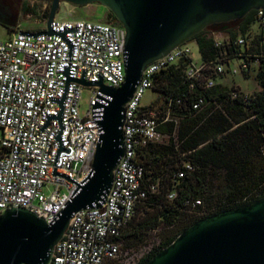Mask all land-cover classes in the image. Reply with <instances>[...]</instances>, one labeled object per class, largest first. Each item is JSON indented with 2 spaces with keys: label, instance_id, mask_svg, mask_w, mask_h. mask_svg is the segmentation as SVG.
Here are the masks:
<instances>
[{
  "label": "built area",
  "instance_id": "built-area-1",
  "mask_svg": "<svg viewBox=\"0 0 264 264\" xmlns=\"http://www.w3.org/2000/svg\"><path fill=\"white\" fill-rule=\"evenodd\" d=\"M39 2L44 7L50 3ZM254 19L247 33L237 32L234 37L225 31L210 32L220 52L214 59L205 61L201 57L199 63L194 62L185 43L145 66L124 105V152L113 170L111 187L99 208L82 209L71 216L48 264H132L131 249L125 246L122 233L138 203L158 187V182L146 186V170L139 155L149 144H163L175 136L179 116L173 114V105L182 104L180 98H168L157 90L158 82L163 74L179 70L189 89L197 85L212 89L221 76L248 73L251 62L256 61L250 52L252 42L255 37L261 38L260 43L264 41V10H255ZM46 21L47 17L41 29L17 27L8 39L0 40V214L23 207L50 223L90 169L99 135L95 119L100 108L95 104L110 99L98 86L85 87L78 81H101L113 88L123 83L125 33L112 23L56 17L50 24L52 34L21 33L45 31ZM233 60L239 61L235 68L230 66ZM84 89H88L90 98L82 114ZM148 89L158 93L162 104H140ZM239 92L251 94L234 87L226 99L236 98ZM205 105L204 97L198 96L190 110L198 112ZM170 122L174 125L172 134L162 131ZM182 167L173 176L175 184L185 171L194 169L189 161ZM175 195L173 190L168 198ZM200 204L199 199L190 204L192 217L205 215L198 209Z\"/></svg>",
  "mask_w": 264,
  "mask_h": 264
},
{
  "label": "water",
  "instance_id": "water-1",
  "mask_svg": "<svg viewBox=\"0 0 264 264\" xmlns=\"http://www.w3.org/2000/svg\"><path fill=\"white\" fill-rule=\"evenodd\" d=\"M61 2L77 7L99 4L114 15L125 33L124 81L118 88L78 81L85 87L98 86L110 98L95 104L100 108L95 119L99 135L90 169L50 223L23 207L0 214V264H48L71 216L101 206L124 152V105L146 65L212 25L222 24L218 31H224L225 24L264 10V0H51L47 29L21 33L52 34L50 24ZM144 264H264V197L195 221Z\"/></svg>",
  "mask_w": 264,
  "mask_h": 264
},
{
  "label": "trees",
  "instance_id": "trees-1",
  "mask_svg": "<svg viewBox=\"0 0 264 264\" xmlns=\"http://www.w3.org/2000/svg\"><path fill=\"white\" fill-rule=\"evenodd\" d=\"M254 14L250 11L225 24L224 31L232 37L237 32L247 33L255 22ZM110 19L120 26L111 12ZM209 35L206 28L191 39L205 61L220 54ZM260 39L255 37L250 48L252 60L258 62L259 90L247 96L239 92L236 98L226 99L234 87L220 84L212 89L199 85L189 89L179 70H170L160 78L157 90L168 98H180L182 104L173 105V114L179 116L175 139L149 144L139 155L146 170V186L158 182V187L138 203L122 238L125 244L131 239L141 242L150 232L160 231L161 241L137 264H144L195 221L264 197V41L260 43ZM198 96L204 97L206 105L195 112L190 107ZM162 131L172 134L173 123L165 124ZM184 161L191 162L194 169L184 170L175 184L173 176L183 169ZM173 190L176 195L169 199ZM197 199L201 201L198 209L205 211L201 218L189 213L190 204Z\"/></svg>",
  "mask_w": 264,
  "mask_h": 264
},
{
  "label": "rangeland",
  "instance_id": "rangeland-1",
  "mask_svg": "<svg viewBox=\"0 0 264 264\" xmlns=\"http://www.w3.org/2000/svg\"><path fill=\"white\" fill-rule=\"evenodd\" d=\"M50 0H46V2ZM29 14L27 16H22L18 21L17 27L21 30H35L41 29L44 27L43 20L45 19V15L48 14L50 3L47 7H44L42 2L39 0L31 1L27 0ZM71 14V15H69ZM56 19L58 20H70L75 18H83L91 21H100L104 23H112L110 19V12L103 6L99 4H90L83 7H77L70 5L66 2H61L59 5V9L55 14ZM222 27V25L208 28L209 32L217 31ZM13 30H7L5 27L0 25V40H6L9 38ZM256 28H252V33H255ZM188 46L191 49V56L194 62L199 63L201 56L198 50L197 44L194 40H189L187 42ZM239 64L238 60H233L230 63L231 68H235ZM258 69V62H251L250 70L247 73V76H243L241 73H237L233 76H221L217 78V83L227 87H239L240 90L252 93L253 91L259 90V86L256 81V73ZM90 98V92L88 89H84L82 93V99L80 103V112L83 114L88 107V100ZM157 102V103H155ZM140 104L142 106H149L151 104H162L161 98L157 92L148 89L144 92ZM161 106V105H160ZM175 139V136L172 138ZM169 141L167 139L164 140L163 144H167ZM46 193L49 192V188H44ZM161 241L160 231L159 232H150L148 235L144 237L141 242H138L134 239L128 241L125 244L126 247L131 249V254L133 258L131 259L132 264L137 263L142 257H144L150 250L156 247Z\"/></svg>",
  "mask_w": 264,
  "mask_h": 264
},
{
  "label": "flooded vegetation",
  "instance_id": "flooded-vegetation-1",
  "mask_svg": "<svg viewBox=\"0 0 264 264\" xmlns=\"http://www.w3.org/2000/svg\"><path fill=\"white\" fill-rule=\"evenodd\" d=\"M28 8L27 0H0V25L14 31L20 18L29 14ZM217 26L220 25H212L210 28Z\"/></svg>",
  "mask_w": 264,
  "mask_h": 264
}]
</instances>
